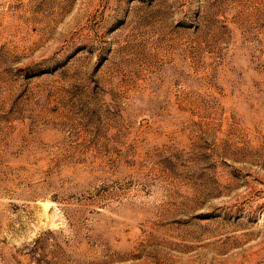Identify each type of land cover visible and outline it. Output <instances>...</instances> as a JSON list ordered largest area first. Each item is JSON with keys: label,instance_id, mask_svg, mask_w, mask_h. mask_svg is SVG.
Instances as JSON below:
<instances>
[{"label": "rangeland", "instance_id": "obj_1", "mask_svg": "<svg viewBox=\"0 0 264 264\" xmlns=\"http://www.w3.org/2000/svg\"><path fill=\"white\" fill-rule=\"evenodd\" d=\"M0 264H264V0H0Z\"/></svg>", "mask_w": 264, "mask_h": 264}]
</instances>
